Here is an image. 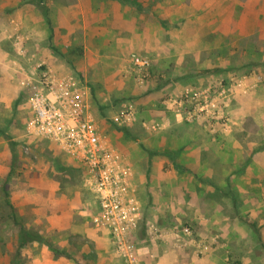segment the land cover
<instances>
[{
    "label": "rangeland",
    "instance_id": "obj_1",
    "mask_svg": "<svg viewBox=\"0 0 264 264\" xmlns=\"http://www.w3.org/2000/svg\"><path fill=\"white\" fill-rule=\"evenodd\" d=\"M50 90L126 169L116 202L28 132ZM0 264H264V0H0Z\"/></svg>",
    "mask_w": 264,
    "mask_h": 264
},
{
    "label": "built area",
    "instance_id": "obj_2",
    "mask_svg": "<svg viewBox=\"0 0 264 264\" xmlns=\"http://www.w3.org/2000/svg\"><path fill=\"white\" fill-rule=\"evenodd\" d=\"M130 61L139 69L149 65L147 59L135 55ZM31 106L33 117L28 132L55 143L84 169L86 182L98 191H107L106 198L116 202L125 192L126 169L101 140L80 94L76 90H50L45 96L34 97Z\"/></svg>",
    "mask_w": 264,
    "mask_h": 264
},
{
    "label": "trees",
    "instance_id": "obj_3",
    "mask_svg": "<svg viewBox=\"0 0 264 264\" xmlns=\"http://www.w3.org/2000/svg\"><path fill=\"white\" fill-rule=\"evenodd\" d=\"M38 7L42 13V15L46 18V22L49 26V36H48V40L50 41L51 38H52V34H53V31H52V28H51V23H50V20L48 18V11L45 7L44 4L42 3H39L38 4ZM122 130L123 133H126V131L124 129H120ZM127 134V133H126ZM6 139L8 140V144L10 146V150L13 152L15 150V147L17 146V142H15L14 140H11L10 137L8 135L5 136ZM159 154H162L164 156H168V157H171V154L168 152V151H163V152H151V151H148V155L149 157H152L154 155H159ZM20 243L19 245L20 246H24L30 242H38V243H43V239L37 234V233H34V232H29V231H26L24 229L20 230Z\"/></svg>",
    "mask_w": 264,
    "mask_h": 264
}]
</instances>
